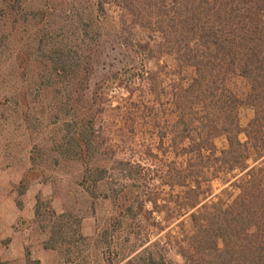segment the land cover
Returning a JSON list of instances; mask_svg holds the SVG:
<instances>
[{"label": "trees", "instance_id": "obj_1", "mask_svg": "<svg viewBox=\"0 0 264 264\" xmlns=\"http://www.w3.org/2000/svg\"><path fill=\"white\" fill-rule=\"evenodd\" d=\"M33 5L0 0V57L31 29L16 66L52 97L57 159L81 168L85 192L133 220L147 205L149 220L164 215L179 227L169 243L183 264H264V0ZM241 108L254 112L244 131ZM153 150L172 162L146 169L128 159L158 161ZM234 174L232 202H208L211 183ZM155 183L180 191L178 210L158 208ZM62 229L52 228L48 249L63 243ZM156 246L122 263L169 264Z\"/></svg>", "mask_w": 264, "mask_h": 264}, {"label": "rangeland", "instance_id": "obj_2", "mask_svg": "<svg viewBox=\"0 0 264 264\" xmlns=\"http://www.w3.org/2000/svg\"><path fill=\"white\" fill-rule=\"evenodd\" d=\"M25 4L35 6L34 0H25ZM21 28V45H26L31 29ZM21 45H11L0 57V263L120 264L143 246L154 244L157 254L169 264H183L169 243L178 235L177 225L165 226L164 215L153 214L154 221L149 220L145 212L151 211L150 205L136 220L124 217L113 200H95L85 192L80 186L81 168L77 164L58 161L54 102L51 96H44L43 88H34L22 77L15 62L17 52L25 51ZM111 56L115 58L116 54ZM34 73L37 78V69ZM253 117L252 109L239 110L242 131ZM239 141L246 142L244 133ZM224 145L223 139L215 141L219 150ZM153 152L158 161L136 154L128 159L146 169L172 162L171 157L163 159V150ZM247 166L253 167L254 162L248 160ZM237 175L214 180L208 202L220 198L230 204L238 192L227 182H234ZM147 188L158 196L159 209L178 210L180 202L175 197L179 190L171 192L158 183L148 184ZM182 220L188 222L187 218ZM157 223L160 225H154ZM56 225L63 227L64 241L53 251L48 249L52 246L49 238Z\"/></svg>", "mask_w": 264, "mask_h": 264}]
</instances>
